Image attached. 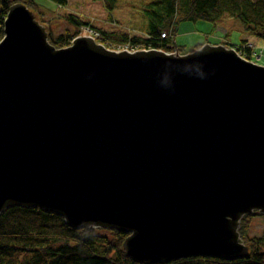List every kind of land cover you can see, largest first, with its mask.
<instances>
[{"label":"water","instance_id":"water-1","mask_svg":"<svg viewBox=\"0 0 264 264\" xmlns=\"http://www.w3.org/2000/svg\"><path fill=\"white\" fill-rule=\"evenodd\" d=\"M36 19L9 8L0 41V214L129 233L138 264L247 257L241 219L264 215V67L210 44L55 48Z\"/></svg>","mask_w":264,"mask_h":264},{"label":"trees","instance_id":"trees-1","mask_svg":"<svg viewBox=\"0 0 264 264\" xmlns=\"http://www.w3.org/2000/svg\"><path fill=\"white\" fill-rule=\"evenodd\" d=\"M16 0H0V39L2 23L8 11V4ZM29 4L37 16L41 1L65 7L66 0H19ZM110 13L118 0H97ZM239 21L255 38L264 41V0H147L143 4L148 36L159 38L162 30H169L180 21L204 20L214 23L223 15ZM68 20L76 27L82 24L75 16ZM92 29V28H91ZM95 31L107 36L108 32ZM70 34H49V41L55 47L69 44ZM103 40L123 42L129 40L126 34L105 37ZM142 39V38H141ZM137 38L132 39L133 43ZM167 42L166 39H160ZM140 41V39L138 40ZM148 42V41H147ZM157 47V44H152ZM248 49H245L247 52ZM253 214L252 216H254ZM251 218L245 216L240 223L239 233L249 246L246 258L224 261L206 257H186L168 264H264L259 249L262 240L249 234ZM127 233L113 229H72L62 217L33 207H11L0 214V264H138L128 258L121 247ZM164 264V263H159Z\"/></svg>","mask_w":264,"mask_h":264},{"label":"rangeland","instance_id":"rangeland-1","mask_svg":"<svg viewBox=\"0 0 264 264\" xmlns=\"http://www.w3.org/2000/svg\"><path fill=\"white\" fill-rule=\"evenodd\" d=\"M146 1L118 0L115 9L110 13L97 0H66L67 4L62 8L48 1H41L39 11L45 22H51L50 30L53 35L67 33L71 35L70 40L74 35L81 34L86 25L82 23L86 22L94 30L112 33L107 36L101 35L100 40L105 37L114 38L116 35L126 34L131 41L137 37L146 38L148 36L145 31L147 23L143 15V4ZM68 16H75L81 21L82 25L76 27L68 20ZM174 34L175 39L172 42V35ZM166 37L169 39L166 44L172 43L174 47L176 44L184 51H189L204 44H222L225 46L240 44L239 48H241L252 41L257 47V53L264 52V41L257 40L250 33L244 31L239 21L224 15L214 23L204 20L180 21L173 27L171 26ZM103 44L116 49V45L119 43L104 40ZM164 50H168V48L165 46ZM257 59L263 60L264 63V58L257 55ZM249 234L257 237L259 241L262 240L261 243L264 244V216H254L251 219ZM258 251L264 263V246ZM38 264H42V262Z\"/></svg>","mask_w":264,"mask_h":264},{"label":"bare ground","instance_id":"bare-ground-1","mask_svg":"<svg viewBox=\"0 0 264 264\" xmlns=\"http://www.w3.org/2000/svg\"><path fill=\"white\" fill-rule=\"evenodd\" d=\"M18 6H21L23 8H27L29 9V4H26L22 1H19V0H16V1H11L9 2L8 4V11H9V8H14V7H18ZM31 10V9H29ZM7 11V13H8ZM32 11V10H31ZM33 12V11H32ZM7 13H6V16H7ZM35 14V12H33ZM6 16L4 18V20L6 19ZM36 16V21L38 23V25L40 27H42L45 31H47L48 33V37H47V40L48 42L54 46L50 41H49V34L52 33L50 28H51V25L50 23L51 22H45L41 16H37V14H35ZM224 16H228V15H224ZM4 20H3V23H2V37L0 39V41L2 40V38L4 37V32H3V28H4ZM179 23V22H178ZM172 26V24H171ZM171 28V27H170ZM167 32L168 31H164L162 30V32L159 34V38L160 39H166L167 42H169V39L166 37L167 36ZM53 34V33H52ZM75 36V35H74ZM72 37L70 40H69V44L64 46V47H55V48H67V47H70L72 46V43L73 41L76 39V38H79V37H89L91 39H93V41L101 46H103L105 49L109 50V51H113V52H127V53H135V52H138V51H150V50H156V51H161V52H164V53H168V54H171L175 51H178L180 54L182 53H185V52H188V51H184V49L178 47L176 44H175V47L174 45L171 43V44H166L165 42L161 41L160 39L158 38H155V37H152V36H147L146 38H142L141 37H137L138 40H136L137 42L133 43L134 41H130V40H126V41H123V42H117L119 44L116 45V49H112V48H109L107 46H105L103 44L104 40L101 39L100 40V35H98V33L91 27H90V24L86 23L85 25V29L81 31V34L79 35H76L75 37ZM175 39V34L172 35V42L173 40ZM257 39V38H256ZM259 40V39H257ZM148 41V42H147ZM261 41V40H260ZM241 42V41H240ZM239 42V43H240ZM157 44V47H153L152 44ZM205 45V44H204ZM212 45V50L213 51H218L221 47H224V48H229V49H232L233 51L236 52V54L241 57L242 59L248 61V62H251L253 64H257L258 66H261V67H264V63H263V60L261 59H257V55L264 58V52H258L257 53V47L254 45V43L252 41H250L248 44L244 45V47H241L239 48L240 44L236 45V46H232L231 44H229L227 47L225 45H222V44H210ZM168 48V50H164V48ZM203 46V45H202ZM200 46V47H202ZM200 47H196V48H192V50L194 49H198ZM118 48V49H117ZM245 49H248L247 52L245 51ZM190 51V50H189ZM15 207V206H14ZM20 207V206H18ZM11 208V207H10ZM34 208V207H33ZM40 209V208H39ZM6 210V209H5ZM53 213V212H52ZM55 214V213H54ZM253 214H255L254 216H264L262 214H258L257 212H254ZM253 214L251 215H248V214H244L242 218H244L245 216H249L251 219L254 217L252 216ZM61 217V216H60ZM63 219V218H62ZM242 220V219H241ZM64 221V220H63ZM241 223V222H240ZM69 227V226H68ZM73 229V228H72ZM81 229H85V228H81ZM103 229V228H102ZM240 229V228H239ZM239 229H238V233H239ZM76 230V229H75ZM114 230V229H113ZM117 231V230H116ZM120 232V231H119ZM123 233H126V232H123ZM129 233H127V236H128ZM240 234V233H239ZM126 238V237H125ZM241 238V236H240ZM242 239V238H241ZM243 241V239H242ZM244 244H246L244 241H243ZM247 245V244H246ZM248 246V245H247ZM249 247V246H248ZM249 254V252H248ZM248 256V255H247ZM190 257V256H189ZM197 257H201V256H197ZM202 257H206V258H215V259H220L222 260L219 256H207V255H204ZM186 258V257H184ZM246 258V257H245ZM180 259V258H178ZM178 259H172L168 262H161V263H164V264H168L170 263L171 261H177ZM237 259H241V258H237ZM235 260V259H234ZM226 261V260H224ZM233 261V260H231ZM156 264H159V263H156Z\"/></svg>","mask_w":264,"mask_h":264}]
</instances>
